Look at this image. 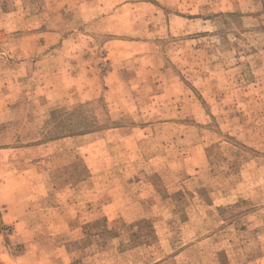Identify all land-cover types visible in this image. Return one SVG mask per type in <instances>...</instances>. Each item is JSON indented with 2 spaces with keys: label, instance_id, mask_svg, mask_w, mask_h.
<instances>
[{
  "label": "rangeland",
  "instance_id": "obj_1",
  "mask_svg": "<svg viewBox=\"0 0 264 264\" xmlns=\"http://www.w3.org/2000/svg\"><path fill=\"white\" fill-rule=\"evenodd\" d=\"M0 264H264V0H0Z\"/></svg>",
  "mask_w": 264,
  "mask_h": 264
}]
</instances>
